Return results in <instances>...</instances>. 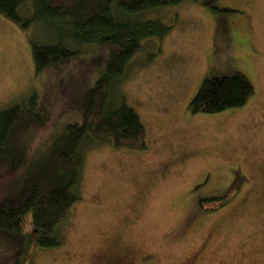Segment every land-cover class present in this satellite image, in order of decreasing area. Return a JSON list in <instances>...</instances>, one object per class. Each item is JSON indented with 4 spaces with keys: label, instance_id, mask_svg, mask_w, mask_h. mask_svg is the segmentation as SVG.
Masks as SVG:
<instances>
[{
    "label": "rangeland",
    "instance_id": "374dc122",
    "mask_svg": "<svg viewBox=\"0 0 264 264\" xmlns=\"http://www.w3.org/2000/svg\"><path fill=\"white\" fill-rule=\"evenodd\" d=\"M148 15L171 30L141 42L116 90L147 147L86 140L81 201L59 228L61 245L36 249L30 264H264V0L184 1ZM30 35L46 40L47 29L23 31L0 14V111L35 94L59 123L80 120V95L109 52L83 45L37 74ZM235 73L254 87L245 106L190 110L204 79ZM9 180L0 171V200Z\"/></svg>",
    "mask_w": 264,
    "mask_h": 264
},
{
    "label": "trees",
    "instance_id": "16d2710c",
    "mask_svg": "<svg viewBox=\"0 0 264 264\" xmlns=\"http://www.w3.org/2000/svg\"><path fill=\"white\" fill-rule=\"evenodd\" d=\"M184 1L198 0H0V14L23 31L45 25L46 40L28 39L37 74L73 61L83 45L109 52L97 57L104 70L80 95V120L59 123L35 94L0 111V171L10 176L0 200V264H30L36 249L61 245L59 228L81 201L86 140L146 149L144 124L117 86L141 42L171 30L148 13ZM202 82L189 102L193 113L241 108L255 93L244 74ZM243 181L238 176L232 190Z\"/></svg>",
    "mask_w": 264,
    "mask_h": 264
},
{
    "label": "flooded vegetation",
    "instance_id": "af4514ba",
    "mask_svg": "<svg viewBox=\"0 0 264 264\" xmlns=\"http://www.w3.org/2000/svg\"><path fill=\"white\" fill-rule=\"evenodd\" d=\"M189 158H190V156L181 157L179 161H180V163L183 164V163H185Z\"/></svg>",
    "mask_w": 264,
    "mask_h": 264
}]
</instances>
